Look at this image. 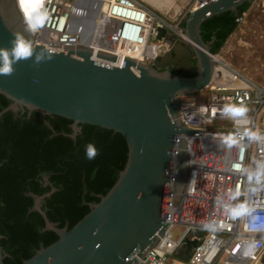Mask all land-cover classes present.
Here are the masks:
<instances>
[{"label": "water", "instance_id": "obj_1", "mask_svg": "<svg viewBox=\"0 0 264 264\" xmlns=\"http://www.w3.org/2000/svg\"><path fill=\"white\" fill-rule=\"evenodd\" d=\"M250 2L210 0L197 6L183 22L184 41L157 29L162 54L148 65L131 58H124L121 68L105 63H114L115 56L93 52L82 31L83 44L64 45L60 51L31 43L36 52L50 54L51 59L38 64L34 57L21 60L13 65L11 76L0 75V95L10 101L2 112L25 109L40 118L70 120L71 137L78 124L97 126L121 135L126 144L125 163L113 185L69 230L57 228L40 210V201L53 189L34 197L32 209L42 217L43 230L52 231L57 239L21 264H135L155 245L167 227L164 207L175 136L173 205L178 203L187 173L184 136L197 133L178 120L177 97L205 89L212 72L199 26L226 11L236 15L239 6ZM77 8L80 11L78 1ZM180 10L176 6L164 18L171 21ZM16 34L31 42L14 0H0V48H10ZM194 245L185 240V250L178 257L187 258ZM4 256L0 249V264Z\"/></svg>", "mask_w": 264, "mask_h": 264}, {"label": "built area", "instance_id": "obj_2", "mask_svg": "<svg viewBox=\"0 0 264 264\" xmlns=\"http://www.w3.org/2000/svg\"><path fill=\"white\" fill-rule=\"evenodd\" d=\"M208 1L194 0L186 12L170 21L141 0H99L98 9L84 23L77 0H27L24 6L17 0L14 3L26 29L25 11L30 12L33 5H38L44 16L38 31L27 30L33 45L60 51L64 45L83 44L85 31L86 46L93 52L115 56L114 63L100 61L121 68L124 58L148 65L162 54L157 29L186 40L181 24L192 9ZM244 16V11L236 14L234 23L242 22ZM208 55L213 67L208 84L201 90L208 93L206 98L196 103L193 94L177 97L178 120L197 131L184 136L187 173L183 189L173 205L175 136L164 207L167 227L135 264H264V86L217 54ZM229 105L251 108L253 113L229 116L224 112ZM240 205L246 211L233 215L232 210ZM173 226L179 230L175 239L170 235ZM185 240L195 245L187 258L180 259Z\"/></svg>", "mask_w": 264, "mask_h": 264}, {"label": "trees", "instance_id": "obj_3", "mask_svg": "<svg viewBox=\"0 0 264 264\" xmlns=\"http://www.w3.org/2000/svg\"><path fill=\"white\" fill-rule=\"evenodd\" d=\"M234 16L226 11L200 24L209 53L216 54L236 28ZM9 103L0 95V249L3 264H21L57 239L43 230L42 217L32 209L34 197L53 189L40 201V210L57 228L69 230L113 185L125 163L126 144L121 135L87 124H78L71 137L70 120L40 118L25 109L2 112ZM88 143L98 150L94 160L85 157Z\"/></svg>", "mask_w": 264, "mask_h": 264}, {"label": "rangeland", "instance_id": "obj_4", "mask_svg": "<svg viewBox=\"0 0 264 264\" xmlns=\"http://www.w3.org/2000/svg\"><path fill=\"white\" fill-rule=\"evenodd\" d=\"M193 1L188 0L181 12H186ZM24 2L17 0L20 5ZM244 13L242 22L236 25L216 54L239 73L264 86V0H251ZM86 19L83 17V20ZM207 94L197 92L193 94V100L202 102ZM252 113L253 110L248 108L247 114ZM178 234V228L173 226L170 229L171 238L175 239Z\"/></svg>", "mask_w": 264, "mask_h": 264}, {"label": "clouds", "instance_id": "obj_5", "mask_svg": "<svg viewBox=\"0 0 264 264\" xmlns=\"http://www.w3.org/2000/svg\"><path fill=\"white\" fill-rule=\"evenodd\" d=\"M42 3V0H40ZM25 22L27 25V30L29 32L35 33L44 24V16L38 10V5H33L32 10L25 11ZM10 48H0V75L11 76L15 68L14 64L21 60L33 59L34 63H40L45 59H51L50 54L45 52H36L30 41L24 39L20 34H16L13 40L10 41ZM37 81H34L36 83ZM247 109L243 106L237 107L235 105L225 106L224 112L226 115L233 117H242L246 113ZM247 135L255 137L253 133H246ZM234 142V141H233ZM98 155V150L93 143H88L85 145V157L88 160H94ZM246 211L244 205H240L237 209L232 210L233 215H241ZM209 227V225H205Z\"/></svg>", "mask_w": 264, "mask_h": 264}, {"label": "crops", "instance_id": "obj_6", "mask_svg": "<svg viewBox=\"0 0 264 264\" xmlns=\"http://www.w3.org/2000/svg\"><path fill=\"white\" fill-rule=\"evenodd\" d=\"M145 5L159 14H166L167 12H173L174 7L181 6L183 9L185 3L188 0H141ZM182 10L179 11L181 13ZM177 13V14H179Z\"/></svg>", "mask_w": 264, "mask_h": 264}, {"label": "bare ground", "instance_id": "obj_7", "mask_svg": "<svg viewBox=\"0 0 264 264\" xmlns=\"http://www.w3.org/2000/svg\"><path fill=\"white\" fill-rule=\"evenodd\" d=\"M26 1L27 0H25V2L22 3L21 5L20 4H18V5L19 6H24V4L26 3ZM77 1L79 3V8H80L79 13L81 12V16L83 15V17H86V18H89L90 19V17H88V16H89V14H91L92 12L95 11V8H96L97 3H98L99 0H77ZM173 10H176V7H174ZM81 22L84 23V20L81 19ZM97 46L98 47H102L100 44H98ZM95 48H97V47H95ZM133 57H135V55Z\"/></svg>", "mask_w": 264, "mask_h": 264}]
</instances>
